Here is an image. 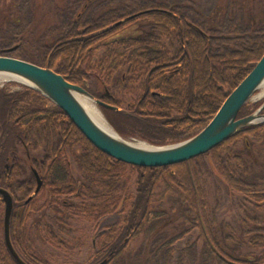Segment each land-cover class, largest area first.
Here are the masks:
<instances>
[{"label":"trees","instance_id":"1","mask_svg":"<svg viewBox=\"0 0 264 264\" xmlns=\"http://www.w3.org/2000/svg\"><path fill=\"white\" fill-rule=\"evenodd\" d=\"M90 1L0 0V55L9 54L8 45L17 42L24 52L26 46L40 50L38 61L30 54L23 60L54 70L71 83L84 87L87 82L90 94L119 109L102 108L127 139L162 146L197 135L264 54V0H226L209 15L196 14L194 7L175 0H112L103 13L86 17ZM20 6L34 15L24 30ZM129 16L135 17L114 26ZM144 19L151 22L149 31L108 42ZM19 47L10 56L21 58ZM261 104L247 103L237 118ZM0 134L1 185L8 186L13 178L4 167L17 156L21 142L29 152L38 146L35 142L42 143L48 164L40 193L51 204L76 194L77 203L63 206L72 218L95 225L118 215L96 237V250L82 264H264V173L250 177L243 150L237 149L239 144L246 147L247 137L263 140L264 123L242 129L189 162L143 168L100 152L58 107L22 86L19 92L0 90ZM206 175L223 183L226 200L237 212L235 225L209 218ZM219 188L216 183L215 215ZM36 200L14 203L10 237L27 264H51L27 236ZM3 213L0 195V264H16L4 243ZM171 223L182 227L167 236L162 230ZM196 231L198 239L177 247ZM140 236L143 241L132 254L127 248ZM51 243L62 244L54 238ZM244 250L253 258H240Z\"/></svg>","mask_w":264,"mask_h":264},{"label":"water","instance_id":"2","mask_svg":"<svg viewBox=\"0 0 264 264\" xmlns=\"http://www.w3.org/2000/svg\"><path fill=\"white\" fill-rule=\"evenodd\" d=\"M135 16L117 23L120 25ZM15 49V48H14ZM13 49V50H14ZM0 77L32 89L60 108L81 134L100 152L116 161L145 168L172 166L189 162L206 154L242 129L264 123V103L252 114L237 118L240 110L264 85V54L250 73L227 96L212 120L197 135L182 142L169 145L135 143L117 133L102 112L95 106L119 111L92 96L84 87L67 81L63 76L33 63L10 56L0 55ZM87 87V83H84ZM86 101L111 132L102 129L97 119L83 105ZM1 138V134H0ZM38 181L28 201L39 191ZM5 208L3 214V236L6 249L16 264H27L15 250L10 237V219L13 201L10 193L0 187ZM105 261L100 264H104Z\"/></svg>","mask_w":264,"mask_h":264},{"label":"rangeland","instance_id":"3","mask_svg":"<svg viewBox=\"0 0 264 264\" xmlns=\"http://www.w3.org/2000/svg\"><path fill=\"white\" fill-rule=\"evenodd\" d=\"M176 2L188 6V7H194L196 9V14H203V15H209L212 13L219 5L222 6L226 0H175ZM75 2L78 3V5H81L85 2V0H75ZM89 4V9L86 12V17L88 15H91V13L95 14H101L104 12L103 8L107 6L108 4H113L112 0H91ZM20 11L24 12V16L26 19L27 24L22 25L23 30L29 26V23L31 24L32 19V12H29L23 7H18ZM37 18H40L38 16ZM33 23V21H32ZM151 25V22L149 19L144 20H138L134 24H130L126 28H123L122 31L118 32L115 36H113L111 39L108 40V42H112L114 40H118L121 38H132L139 36L145 32V30L149 31V27ZM21 27V28H22ZM12 48L19 47L20 44H9ZM20 48V47H19ZM11 49V48H10ZM22 48H20L21 50ZM20 53L21 58H17L15 53V58L23 60L24 58L29 59L26 54L34 55L39 58L41 55L40 50H38L39 53H37V50L33 47L26 46ZM8 51V50H7ZM100 52V51H99ZM9 53V52H7ZM7 56H10L9 54H5ZM12 55V54H11ZM12 55V56H13ZM14 57V56H13ZM37 59V58H36ZM38 61V59H37ZM122 75V74H121ZM23 85H20L17 82L9 81L8 79H4L0 77V90L3 89L5 93H8L10 91L13 92H19L21 90V87ZM102 91V86L97 85ZM263 104L264 103V85L256 92V94L251 98L249 101L250 105H256V104ZM261 104V105H262ZM260 105V106H261ZM259 106V107H260ZM258 107V108H259ZM95 108L100 110L102 114L107 119L105 113L103 112L101 107ZM257 108V109H258ZM98 110V111H99ZM109 122V120L107 119ZM110 123V122H109ZM262 124V123H261ZM111 125V123H110ZM112 126V125H111ZM113 127V126H112ZM118 133V132H117ZM119 134V133H118ZM127 139V138H126ZM135 143H144L141 140L138 139H128ZM38 144L42 147V143L35 142V145ZM246 147H244V144H239L237 146L238 150H243V159L245 162L246 168H248V173L250 174V177L252 175H258L264 173V138L260 142H255L252 138L247 137L246 141ZM16 152L19 156L26 159V149H24L23 146L19 145L16 148ZM41 155V151L37 152V157ZM72 169H75L73 166ZM72 174L74 176V179L79 183V175L76 173L75 170L72 171ZM17 177L13 176L11 182L9 184L13 185L15 183V180ZM53 181V179L49 180ZM204 181V177H203ZM218 184L219 188V204L218 208L216 207V215L213 211V208L215 204L213 203V191L214 187ZM223 184V183H222ZM210 177L209 175L205 176V189L207 192V202H208V215L210 219H217V223L221 224L223 226H226V224L235 225L237 223V212L236 210L231 207V204L229 201H227V197L224 190V185ZM38 200H36L37 210L35 211L34 215L31 219L28 220L26 223L27 227V236L28 239L31 241L32 246L45 258H48L51 264H82L85 263L88 258L92 255V253L96 250L93 243H95L96 237L101 234L103 231L106 230V227L111 225L116 221L118 218V215H112L107 216L101 219L98 224H91L87 223L83 220L72 218L66 211L63 209L64 205L68 204H74L77 203L78 200L76 199V194L74 195H63L59 198L60 205L57 204H51L49 202V196H44L42 193L37 197ZM236 204V202H235ZM214 214V215H213ZM212 217V218H211ZM182 226L179 223H171L170 225L166 226L164 230H162L163 234H166L167 236H172L174 234H177ZM198 232L191 233L190 235H185L184 238L178 242L177 247H182L185 243L191 242L193 243L196 239H198ZM56 239L57 241H60L62 244L56 246L55 244L51 243L52 239ZM143 241L142 236L134 240L127 249L132 250L133 253H137L139 246L141 245ZM198 246L201 245L202 241L199 239L196 241ZM126 249V250H127ZM244 250L241 255H238L240 258H253L250 254L245 252ZM134 264H145L144 262L140 263L138 261L133 262ZM127 264V263H126Z\"/></svg>","mask_w":264,"mask_h":264},{"label":"flooded vegetation","instance_id":"4","mask_svg":"<svg viewBox=\"0 0 264 264\" xmlns=\"http://www.w3.org/2000/svg\"><path fill=\"white\" fill-rule=\"evenodd\" d=\"M10 48L14 49L12 47ZM24 145H25L24 142H21V146H23L24 149H26ZM36 148H37V152L41 151V155L39 157L36 156L37 153L35 152L30 153L26 149V159L19 156L18 154L17 156L14 155V157L8 158L7 164L4 167L7 176L13 175L17 177V179L15 180V186L9 184L8 187L6 185L0 184L1 188L7 189L10 192L13 204L21 203V202L24 204L31 203L36 199V197H38L41 194L40 191L43 186V180H42L43 171L45 170L48 163L46 162L47 155L43 147L38 145ZM16 159H20L22 162H19ZM22 164L26 165L25 169L22 166ZM10 171H12V173ZM2 177H3L2 172H0V183H4L2 181ZM38 181H41L42 185L38 193L31 200L28 201L32 192L35 190Z\"/></svg>","mask_w":264,"mask_h":264},{"label":"bare ground","instance_id":"5","mask_svg":"<svg viewBox=\"0 0 264 264\" xmlns=\"http://www.w3.org/2000/svg\"><path fill=\"white\" fill-rule=\"evenodd\" d=\"M83 105H85L87 108H88V110L90 111V113L92 114V116H94V118L95 119H97L98 121H101V122H99L98 124H99V126L102 128V129H104V130H106V131H108V132H111V130H109V128H108V126L104 123V122H102V120H101V118L99 117V116H97L94 112H93V110L94 109H92V107L88 104V103H86V101H84L83 102ZM60 109V108H59ZM61 110V109H60ZM62 111V110H61ZM63 112V111H62ZM64 113V112H63ZM65 114V113H64ZM67 117V116H66ZM68 118V117H67ZM69 119V118H68ZM32 152H35V153H37V148H35L33 151H31L30 153H32ZM34 153V154H35ZM47 163H48V161H47ZM143 168H145V167H143ZM12 186H15V183L12 185ZM1 199H2V202H3V205H4V208H5V204H4V201H3V198H2V196H1ZM4 214V213H3Z\"/></svg>","mask_w":264,"mask_h":264}]
</instances>
